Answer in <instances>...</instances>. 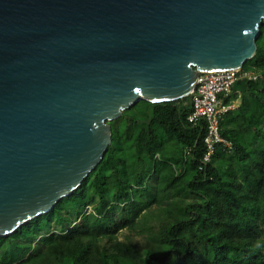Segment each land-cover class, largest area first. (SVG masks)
Wrapping results in <instances>:
<instances>
[{"label": "water", "instance_id": "obj_1", "mask_svg": "<svg viewBox=\"0 0 264 264\" xmlns=\"http://www.w3.org/2000/svg\"><path fill=\"white\" fill-rule=\"evenodd\" d=\"M264 0H0V237L103 159L109 121L256 52Z\"/></svg>", "mask_w": 264, "mask_h": 264}, {"label": "trees", "instance_id": "obj_2", "mask_svg": "<svg viewBox=\"0 0 264 264\" xmlns=\"http://www.w3.org/2000/svg\"><path fill=\"white\" fill-rule=\"evenodd\" d=\"M256 46L243 67L260 77L223 98L239 101L220 121L231 151L219 144L198 170L189 95L141 100L109 121L103 159L71 195L0 237V264H264V23Z\"/></svg>", "mask_w": 264, "mask_h": 264}, {"label": "built area", "instance_id": "obj_3", "mask_svg": "<svg viewBox=\"0 0 264 264\" xmlns=\"http://www.w3.org/2000/svg\"><path fill=\"white\" fill-rule=\"evenodd\" d=\"M260 73L252 68L222 69L200 71L192 91L189 93L191 111L186 120L191 125H200L204 130L205 152L198 165L203 171L212 160L217 146L231 151L232 143L221 136L220 121L226 111L234 108V102L224 103L223 98L231 93L233 83L239 78L256 80ZM190 154V148L185 149Z\"/></svg>", "mask_w": 264, "mask_h": 264}, {"label": "rangeland", "instance_id": "obj_4", "mask_svg": "<svg viewBox=\"0 0 264 264\" xmlns=\"http://www.w3.org/2000/svg\"><path fill=\"white\" fill-rule=\"evenodd\" d=\"M236 103H238V102H236ZM127 234H129V235H131V236H134V237H139V236H137V235L135 234V232L129 231L128 229L123 230L122 232H120V233H119V236H120L121 238H123L124 235H127Z\"/></svg>", "mask_w": 264, "mask_h": 264}, {"label": "crops", "instance_id": "obj_5", "mask_svg": "<svg viewBox=\"0 0 264 264\" xmlns=\"http://www.w3.org/2000/svg\"><path fill=\"white\" fill-rule=\"evenodd\" d=\"M236 102H238L239 103V101H236ZM236 102H234V107L238 104V103H236Z\"/></svg>", "mask_w": 264, "mask_h": 264}]
</instances>
